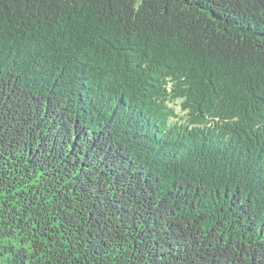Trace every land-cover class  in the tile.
I'll return each mask as SVG.
<instances>
[{
    "label": "trees",
    "instance_id": "trees-1",
    "mask_svg": "<svg viewBox=\"0 0 264 264\" xmlns=\"http://www.w3.org/2000/svg\"><path fill=\"white\" fill-rule=\"evenodd\" d=\"M1 264H264V0H0Z\"/></svg>",
    "mask_w": 264,
    "mask_h": 264
},
{
    "label": "rangeland",
    "instance_id": "rangeland-1",
    "mask_svg": "<svg viewBox=\"0 0 264 264\" xmlns=\"http://www.w3.org/2000/svg\"><path fill=\"white\" fill-rule=\"evenodd\" d=\"M1 264V263H0Z\"/></svg>",
    "mask_w": 264,
    "mask_h": 264
}]
</instances>
